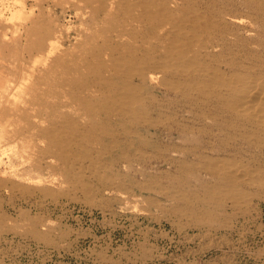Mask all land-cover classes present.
<instances>
[{"label":"rangeland","instance_id":"374dc122","mask_svg":"<svg viewBox=\"0 0 264 264\" xmlns=\"http://www.w3.org/2000/svg\"><path fill=\"white\" fill-rule=\"evenodd\" d=\"M91 9L83 0H0V107L28 104L37 111L30 119L45 118L29 99L28 72L44 60L45 49L23 48L24 27L33 18L49 24L53 50L75 57L100 27ZM234 13L247 19L241 7ZM232 49L241 55L238 46ZM18 121L0 113V264H264L259 148L232 156L250 163L251 180L223 182L197 159L190 167L165 160L166 136H151L140 119L120 116L116 131L126 126L133 132L121 135L111 152L85 139L79 150L88 155L72 148L73 161L49 167L42 161L36 169V130ZM157 141L158 151L152 147ZM203 185L207 201L199 198Z\"/></svg>","mask_w":264,"mask_h":264},{"label":"bare ground","instance_id":"6f19581e","mask_svg":"<svg viewBox=\"0 0 264 264\" xmlns=\"http://www.w3.org/2000/svg\"><path fill=\"white\" fill-rule=\"evenodd\" d=\"M83 1L100 27L75 57L53 50L49 24L33 18L24 27L23 48L45 49L44 60L28 69L29 99L45 118L30 119L37 111L28 104L0 107L36 130L35 168L66 165L72 148L88 155L79 150L85 139L111 152L121 135L131 137V127L116 131L117 119L129 116L151 136H166L165 160L190 167L197 159L221 180H251L250 163L232 156L264 152V0ZM239 7L247 19L234 13ZM152 147L161 148L158 141ZM202 187L199 198L207 201Z\"/></svg>","mask_w":264,"mask_h":264}]
</instances>
